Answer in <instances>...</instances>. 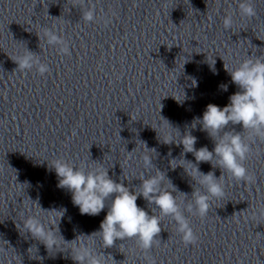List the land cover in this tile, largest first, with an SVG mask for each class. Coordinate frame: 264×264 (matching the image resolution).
Returning <instances> with one entry per match:
<instances>
[{"label":"clouds","instance_id":"clouds-1","mask_svg":"<svg viewBox=\"0 0 264 264\" xmlns=\"http://www.w3.org/2000/svg\"><path fill=\"white\" fill-rule=\"evenodd\" d=\"M85 3L86 0H72L71 6L83 9ZM238 8L243 16L251 18L256 15L252 0H240ZM95 13V4L89 2L87 10L82 11L81 18L85 22H94ZM232 23V16L226 15L223 20L224 28L231 29ZM43 39L47 45L55 47L59 54L70 56L68 42L53 28H43ZM11 59L17 65L16 71L26 74L35 69L40 76L50 73L49 66L41 61L38 54L30 50L25 49L22 54ZM224 67L231 77V82L239 90L229 97L230 102L227 106L221 108L210 103L206 106L202 118H195V122L201 125V130L205 131L214 142V148L211 151L207 146L196 149L197 138L190 133L181 138L184 151L192 153L197 164L207 162L214 169L221 170L219 178L214 171L201 172L197 164H194L196 167L191 172L185 170L193 181L205 189V193L202 194L200 188H193L191 202L184 210L201 218L208 214L210 201L213 198L224 196V173L230 174L237 181L251 183L254 179L244 163L250 155L251 145L245 142L241 133L247 132L252 138L264 141V59L249 56L232 70L227 69L225 64ZM221 87L222 90L227 91V85ZM229 125H241L243 131L236 132L234 128L225 131ZM143 161L145 167H150L152 164V159L148 155H144ZM51 168L58 177V187L67 189L71 193L72 203L79 208L82 215H99L105 209L106 201L111 200L99 231L89 236L78 237H90L98 233L104 248L112 247L117 240L135 238L139 247L148 251L161 233V218L169 216L175 222L182 241L186 245L196 243L197 236L181 208L183 201L178 202L176 195H173L177 189L170 181L171 190L162 188L165 180L162 173L157 172L147 178L142 176L139 191L136 189L130 191L123 183L113 181L109 177L108 170L102 167L85 170L65 160L56 159L52 162ZM184 196L187 197V194ZM138 197H142L149 204H154L160 215H149L144 208L139 207ZM38 207L41 209L39 204ZM56 212H62L61 217L64 214L63 211ZM23 226L48 250L59 247L55 232L51 228L46 229L44 223L36 216H29ZM56 227L59 231L58 226ZM60 237L63 239L62 236ZM63 241L65 242L64 239ZM71 258L75 264H106V256L96 253L84 240L73 249ZM151 264H155V261L153 260Z\"/></svg>","mask_w":264,"mask_h":264}]
</instances>
